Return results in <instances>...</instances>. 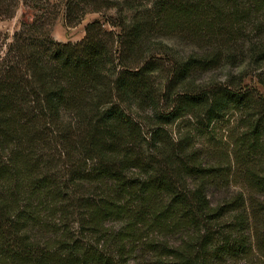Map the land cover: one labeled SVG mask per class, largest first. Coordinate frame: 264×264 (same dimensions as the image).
Returning a JSON list of instances; mask_svg holds the SVG:
<instances>
[{"label":"trees","instance_id":"obj_1","mask_svg":"<svg viewBox=\"0 0 264 264\" xmlns=\"http://www.w3.org/2000/svg\"><path fill=\"white\" fill-rule=\"evenodd\" d=\"M59 2L0 0V20L34 9L0 31V264H264V0Z\"/></svg>","mask_w":264,"mask_h":264},{"label":"rangeland","instance_id":"obj_2","mask_svg":"<svg viewBox=\"0 0 264 264\" xmlns=\"http://www.w3.org/2000/svg\"><path fill=\"white\" fill-rule=\"evenodd\" d=\"M52 2L54 1V3L58 6L59 5V0H51ZM58 13V12H57ZM107 13H111V11H108ZM34 14V9H30L29 7H23L21 5H19L17 7V9L15 10V13L13 15V17L6 19V20H0V31L1 32H5L6 34H10L12 32L13 29L16 28L18 21L19 20H24V21H29L32 19ZM93 18H99V15L97 13H86L81 20L78 23H74V24H69L68 26L63 25L62 22V16L60 14H58L56 16V18L53 20L52 25H51V35L52 37L59 42H75L77 40H79L82 35H83V25L85 22L93 19ZM105 27H107L106 24H104ZM172 48H175L176 50H178L181 54H187V53H191L193 51H196V49L192 46H186L184 44H179L178 42H175L173 40H168L167 41ZM246 67V64L241 65V66H231V65H225V66H221L218 67L216 69L210 70L208 72L202 73L200 75H198V79H196L195 83L199 84H206L207 82L211 81H224L226 80L230 75H237L240 70H242L243 68ZM255 69L253 70H249L250 73L253 74V72ZM245 72V71H244ZM255 79L250 77H246L244 83L248 84V85H253L255 84ZM260 90V93H262L264 95V89L258 87ZM149 114V111H143V112H138L137 115L139 116V118H143V116ZM141 116V117H140ZM143 124V123H142ZM234 124V121L231 122L229 124L228 127H226L223 124L218 125V127L216 128V130H214L212 132V137L216 138H211V136L209 135V137H204V139H198L195 140L196 144L195 146L198 147L201 151H208L211 148H214L215 145H219V147H223L225 148L227 146V142L230 140V133H231V125ZM143 127V126H142ZM144 128V127H143ZM169 128H173V126L169 127ZM175 129V128H174ZM172 137L175 136V133L171 134ZM217 140V141H216ZM202 146L201 149L200 147ZM238 181V180H237ZM235 178H232L229 185L227 186H222L221 188H211L210 192L208 193V197L212 203V205H216L218 203H220L223 199H229L230 197H232L233 195H235L238 191L242 190V188H244V186L240 183L237 182ZM245 191V189H244ZM255 198L260 199V200H264V197L261 196H255ZM57 221V219H56ZM68 227L70 228L72 233H75L76 235H78V229L75 223L69 221L67 222ZM108 225L113 226L114 228H117L118 225L116 223H109ZM238 264H244V261H241Z\"/></svg>","mask_w":264,"mask_h":264}]
</instances>
